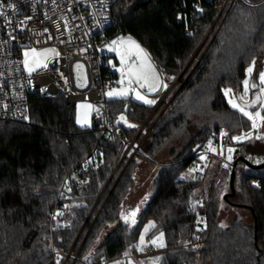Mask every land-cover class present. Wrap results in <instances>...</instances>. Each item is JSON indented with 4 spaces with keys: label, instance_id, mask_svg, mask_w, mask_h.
<instances>
[{
    "label": "trees",
    "instance_id": "1",
    "mask_svg": "<svg viewBox=\"0 0 264 264\" xmlns=\"http://www.w3.org/2000/svg\"><path fill=\"white\" fill-rule=\"evenodd\" d=\"M190 2L118 0L114 7L125 35L167 75L162 97L172 90L169 105L159 109L130 99L107 100L112 116L127 118L122 127L129 142L148 121L149 130L158 120L141 154L119 165L123 143L101 140L95 125L78 127L74 109L62 96L31 95V124L0 122V264H64L71 250L67 264L76 257L75 264H264V171L240 163L243 173H236L235 195L228 199L230 173L217 166L205 176L181 179L189 153L219 130H227L231 140L255 133L241 145L264 160V140L256 139L264 135V124L253 129L223 91L231 88L242 104L259 94V87L251 88L248 99L239 100L251 61L257 64L256 77L263 68L264 0H238L211 43L207 37L222 0H199L194 18ZM179 139L188 140L182 153L170 166L156 167L151 160ZM95 149L102 164L86 173L85 188L73 190L53 233L51 213L61 183ZM141 162L156 174L138 224L129 226L121 214L146 173L139 171ZM224 206L246 211L248 218L239 216L224 228L219 221ZM204 212L208 226L199 231L197 219ZM148 222L156 225L148 236L162 232L166 247L130 263L125 253H138L136 244Z\"/></svg>",
    "mask_w": 264,
    "mask_h": 264
},
{
    "label": "built area",
    "instance_id": "2",
    "mask_svg": "<svg viewBox=\"0 0 264 264\" xmlns=\"http://www.w3.org/2000/svg\"><path fill=\"white\" fill-rule=\"evenodd\" d=\"M117 1L0 0V12L3 13L0 14V122L31 124L30 97L33 94L42 98L62 96L72 109L79 102L87 101L101 108V112L94 117V125L101 140L117 139L123 143L119 165L128 157L131 160L136 154H141L140 148L158 120L149 130L147 128L150 121L145 124L139 134L145 136L138 144L139 136L132 142L127 141L122 127L123 120L107 111L108 99L105 93L114 89L117 77L111 59L115 58L116 64L119 62L117 52H107L108 46L113 41L126 37L123 27L114 17ZM237 1L222 0L219 19L223 17L225 21ZM190 4L193 8L191 16L194 18L199 0H191ZM31 49L38 52L55 49L56 56L47 63L46 68L40 67L29 74L23 60L24 52ZM77 63L82 64L85 70L86 86L83 87L78 82L75 70ZM170 92L162 97L157 109L167 102V106L169 105ZM250 95L249 89L244 98L248 99ZM209 141L216 149L215 152L210 150ZM229 148L234 149L231 160L227 159ZM256 160L261 163L263 161L245 150L239 141L231 140L227 130H219L211 133L205 143L194 149L187 171L202 177L215 163L219 170L243 173L239 164H261L256 163ZM101 164V157L95 149L64 177L51 213L53 233L61 224L73 190L85 188L88 183L86 173L90 169H97ZM201 202H204V198ZM197 221L199 231L207 229L206 212ZM152 251L153 247L147 246L143 253ZM71 252L72 250L64 264L70 259ZM76 262L77 257L73 258V264Z\"/></svg>",
    "mask_w": 264,
    "mask_h": 264
},
{
    "label": "snow or ice",
    "instance_id": "3",
    "mask_svg": "<svg viewBox=\"0 0 264 264\" xmlns=\"http://www.w3.org/2000/svg\"><path fill=\"white\" fill-rule=\"evenodd\" d=\"M14 7V6H12ZM203 11V9H199ZM0 14H3L0 12ZM110 51H115L120 56L121 62V74L122 79L120 81L121 84L124 83V74L127 73V86L120 89H113L106 93L108 97H126L130 92H135V98L137 100H141L148 105H154L157 103L156 100L148 99L147 96L142 95L138 90L133 88V84H138L140 88H147L149 93H156L160 91L162 88L166 89L168 85L164 83L159 73L156 71L155 66L151 63L149 54L131 37H121L117 41H113L112 44L109 46ZM55 49H45L43 52H38L36 49L26 50L24 52V60L23 64L27 68L29 74L35 71L38 67H47V63L45 62L49 53H54ZM132 58H135V62H132ZM255 59H253L250 63V66L246 69L247 76L250 78L254 71L255 67ZM82 67L81 65H77V68ZM174 79V77H172ZM31 82V81H30ZM259 82H260V93L256 96L255 100L251 103L245 101L243 104L238 102L236 98H234V94L231 88H225L224 95L228 97V103L231 105L233 109L239 111L243 116L247 117L248 120L251 121V127L253 129H258L264 124V71L259 72ZM81 87L86 86V77H85V84L80 85ZM244 87V94L247 95L250 88H255L256 84L251 83L249 79H245L243 81ZM240 101H244V97L241 96L239 98ZM259 104L261 110L252 112L249 109L254 105ZM82 110L78 113L77 116V123L78 124H88L89 121V114L91 111L95 109V106L82 103L80 106ZM125 123L127 122V118L123 115L120 117ZM129 127H136V125L129 124ZM251 133H245L243 136H235L233 139L240 141L242 139H250ZM256 139L264 140V135L256 136ZM209 148L211 151L215 152L216 149L212 147L211 141H209ZM234 149L229 148L227 156L228 160L232 159L231 153ZM203 158V157H202ZM251 159V157H250ZM256 163H261L260 160H256ZM259 185H257L258 187ZM139 212V207L132 210L128 215H123L122 218L126 223L131 222L133 224L136 223V215ZM57 215H62V213H57ZM155 222H149V225L144 228V234L140 236V250L143 251L144 244H145V235L149 231L150 228H154ZM151 244L155 245L156 247L163 248L166 247L164 243V234L161 232L158 237L152 239L150 241ZM127 255V253H125ZM159 258H157L158 260ZM116 264H120L119 261ZM155 264V262H154Z\"/></svg>",
    "mask_w": 264,
    "mask_h": 264
},
{
    "label": "rangeland",
    "instance_id": "4",
    "mask_svg": "<svg viewBox=\"0 0 264 264\" xmlns=\"http://www.w3.org/2000/svg\"><path fill=\"white\" fill-rule=\"evenodd\" d=\"M226 19H227V18H226ZM222 21H224V20H223V17H221L220 19H219V17H218L217 20H216V22L214 23V25H213V27H212V29H211V31H210L208 37H207V39L210 37V38H209V39H210V40H209L210 43H211V42L213 41V39L215 38L216 34L219 33V27H220V25L222 24ZM224 22H225V21H224ZM224 22H223V24H224ZM127 37H130V36H126L125 38H127ZM131 38H132V37H131ZM133 40H134V39H133ZM140 46H141V45H140ZM141 47H142V46H141ZM142 48H143V47H142ZM143 49H144V48H143ZM42 52H43V51H42ZM107 52L110 53V54H112L114 51H110V50H108ZM55 56H56V52H54V53H49L45 62L48 63V62H49L53 57H55ZM117 57H118V61H119L118 64H116V62H115V58H112V59H111V64L114 65V68H115V74L117 75V77L115 78V80H116V86L114 87V89H120V88H124V87L127 86V80L125 79V78H127V73H125V74H124V77H123V79H124V83H123V84L120 83V81H121V79H122V74H121V71H120L122 65H121V62H120V56H119L118 53H117ZM150 61H151V63L155 66L156 71L159 73L161 80H162L164 83L167 84L168 77H167V80L164 79V77H163L161 71L158 69V67L156 66V64L153 63L152 59H150ZM132 62H135V58H132ZM77 65H81L82 67L77 68ZM263 67H264V63H263ZM256 68H257V64L255 63V67H254V71H253V73H252V76H251L250 78L247 76V78H246V79H249V80H250V83H251V80H252V78L254 77V75H255V73H256ZM38 69H40V67H38L36 70H38ZM36 70H35V71H36ZM75 70H76V74H77V78H78L79 85L85 84V77H86V74H85V70H84L83 65L80 64V63H77L76 66H75ZM260 71H264V68H263L262 70H260ZM260 71H259V72H260ZM259 72H258V84H259V93H260ZM133 88H134L135 90H138L142 95L147 96L148 99L156 100V99L154 98V96L152 97V95H155L157 92H156V93H149L148 90H147V88H140L139 85H138V84H135V83L133 84ZM107 92H109V91H107ZM107 92H106V93H107ZM106 93H105V97H106V99H108V100H113V99H130V100H134V101H138V102L144 103L143 101H141V100H137V99L135 98V92H130L126 97H108V96L106 95ZM149 95H150V96H149ZM156 101H157L156 104H154V105H149V106H158L159 102H158V100H156ZM238 102H239V101H238ZM244 102H245V101H244ZM244 102H243V103H244ZM247 102H249V100H248ZM82 103H88V104H91V105L95 106V109H98V111L93 110V111L90 112V114H89V121H90V123H88V124H84V125H82V124H78V123H77V116H78V113H80V112L82 111V110L80 109L79 106H80ZM144 104H146V103H144ZM146 105H148V104H146ZM249 110L252 111V112H256V111H260L261 108H260V105L258 104L257 106H256V105H255V106L253 105ZM74 112H75V119H76V124H77V126L80 127V128H82V129H86V128H91V127L94 125V117H95L96 115H98V114L101 112V108H100L98 105H94V104H92V103H90V102H87V101H81V102H79L78 105L74 108ZM262 114H263V113H262ZM261 126H262V125H261ZM259 128H260V127H259ZM259 128H258V129H259ZM258 129H256V130H258ZM254 135H255V133H251V138H250V139H252V138L254 137ZM248 140H249V139H242V140H240L239 142H240V143H244V142H247ZM187 142H188V140L184 141V140H182V139H179V140L173 141V142H172L171 144H169L164 150H162V151L158 154L157 157H155L153 160H151V162L154 163V165H155L156 167H159V166H161V167H167V166H170V165L172 164L174 158L177 157V156H179V155L182 153L183 149H184L185 146L187 145ZM189 157H191V156H190V153H189ZM141 163H142V164H140V165H141V168L139 169V171H141V170H146V173H145L144 175H143V174L141 175L142 177L140 178V186H139L138 190L135 192V189H134V191L132 192V195H131V197H130V200L127 202L125 209L122 211V214H123V215H128L132 210H134V209H136L137 207H139V213H138V215L136 216V218H138V216H139V214H140V212H141V209H142V207H143V205H144V203H143V202H144V194H146V191H149V192H150L151 183H152V181L154 180V176H155V174H156V170H153V168L150 167L147 163H144V162H141ZM215 167H216V165H215V163H214L213 166H212V168H215ZM193 178H195V175H194L193 173L188 172V171H185V173L181 176V179H193ZM142 201H143V202H142ZM122 214H121V215H122ZM239 216H244V217L248 218V213H247L246 211L238 212V211H235V210H230V209H228L227 207L224 206L223 209H222V212H221V215H220L219 221H220V224H221L222 227L227 228V227H229V226H230V225H231V224H232V223H233V222H234ZM136 218H135V219H136ZM247 220H248V219H247ZM247 220H246V221H247ZM127 224H128L129 226H132V225H133V223H131V222H128ZM148 225H149V222L145 224L144 228H145L146 226H148ZM144 228H143V230H142L141 235L144 234ZM150 230H151V228L149 229V231H148L147 234L145 235V244H144V246H143L144 250H145V248H146L147 246H152L154 250L161 249V248L156 247L155 245H153V244L150 243V241H151L152 239H155L156 237H158L160 233H157V234L153 235L152 237H149L148 234H149ZM102 240H103V237H102L101 241H102ZM164 243H165V239H164ZM139 244H140V239H139L138 243L136 244V249H137V252H138V253L135 252V253L133 254L132 252H130V253H128V254L126 255V257H125L128 261H130V263H131V262H132V263H136L139 259H141V258H145V255H146V254L143 253L144 250H143V251L140 250ZM115 264H116V263H115Z\"/></svg>",
    "mask_w": 264,
    "mask_h": 264
},
{
    "label": "water",
    "instance_id": "5",
    "mask_svg": "<svg viewBox=\"0 0 264 264\" xmlns=\"http://www.w3.org/2000/svg\"><path fill=\"white\" fill-rule=\"evenodd\" d=\"M147 0H143V2H146ZM127 80V78H125ZM255 84H256V87L255 88H252V89H257L259 87V84H258V81L257 79L255 80ZM236 165L238 164V161L235 163ZM251 169H253L254 171H264V160L262 161L261 164L257 165V166H252L250 164H247ZM235 176H236V172L235 171H232L230 173V186H231V193H228L226 196H225V199H228L229 197H232L235 195V188H234V180H235ZM250 209V208H249ZM252 210V209H251ZM139 213V212H138ZM137 213V215H138ZM136 215V216H137ZM136 223L133 224V225H136L138 224L139 222V218H136ZM124 221V220H123ZM125 222V221H124ZM126 223V222H125Z\"/></svg>",
    "mask_w": 264,
    "mask_h": 264
},
{
    "label": "crops",
    "instance_id": "6",
    "mask_svg": "<svg viewBox=\"0 0 264 264\" xmlns=\"http://www.w3.org/2000/svg\"><path fill=\"white\" fill-rule=\"evenodd\" d=\"M133 39V38H132ZM137 42V41H136ZM138 43V42H137ZM139 44V43H138ZM140 45V44H139ZM145 50V49H144ZM146 51V50H145ZM147 52V51H146ZM148 53V52H147ZM149 54V53H148ZM149 57H150V55H149ZM150 59H151V57H150ZM154 63V62H153ZM155 64V63H154ZM162 73V72H161ZM162 75H163V77H164V79H166L167 80V75H165V74H163L162 73ZM257 79V81H258V76L256 77V75H254V77L252 78V80H251V83H255V80ZM250 83V84H251ZM251 89V88H250ZM164 91H165V89H161L160 91H158L155 95H152V97L154 96V98L156 99V100H158V102L159 101H161V99H162V95H163V93H164ZM150 96V95H149Z\"/></svg>",
    "mask_w": 264,
    "mask_h": 264
},
{
    "label": "flooded vegetation",
    "instance_id": "7",
    "mask_svg": "<svg viewBox=\"0 0 264 264\" xmlns=\"http://www.w3.org/2000/svg\"><path fill=\"white\" fill-rule=\"evenodd\" d=\"M123 219V218H122ZM124 220V219H123Z\"/></svg>",
    "mask_w": 264,
    "mask_h": 264
}]
</instances>
